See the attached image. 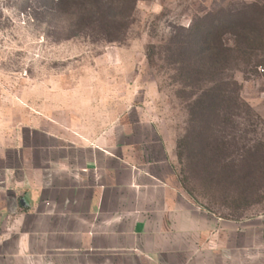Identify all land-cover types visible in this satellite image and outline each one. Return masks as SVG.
Instances as JSON below:
<instances>
[{
  "label": "rangeland",
  "instance_id": "rangeland-1",
  "mask_svg": "<svg viewBox=\"0 0 264 264\" xmlns=\"http://www.w3.org/2000/svg\"><path fill=\"white\" fill-rule=\"evenodd\" d=\"M53 1L0 0V168L7 157L5 166L24 169L49 141L67 173L85 167L95 149L181 188L184 98L149 48L199 20L244 11L261 28L264 0H137L127 32L112 43L79 30L77 9L51 16ZM258 63L235 73L241 100L220 131L216 159L233 181L207 193L192 175L193 198L181 189L207 213L211 235L214 221L225 220L226 235L237 228L238 245L264 264V54ZM15 217L0 216V264H17Z\"/></svg>",
  "mask_w": 264,
  "mask_h": 264
},
{
  "label": "crops",
  "instance_id": "crops-1",
  "mask_svg": "<svg viewBox=\"0 0 264 264\" xmlns=\"http://www.w3.org/2000/svg\"><path fill=\"white\" fill-rule=\"evenodd\" d=\"M36 150L24 169L1 159L0 216L16 213L17 264H259L237 228L226 235L217 219L211 235L207 213L155 174L95 149L67 173L49 141Z\"/></svg>",
  "mask_w": 264,
  "mask_h": 264
},
{
  "label": "trees",
  "instance_id": "trees-1",
  "mask_svg": "<svg viewBox=\"0 0 264 264\" xmlns=\"http://www.w3.org/2000/svg\"><path fill=\"white\" fill-rule=\"evenodd\" d=\"M71 1L54 0L49 13L56 17L68 12L69 6L77 9L78 29L110 43L125 35L137 4V0H73L72 5ZM199 22L151 46L148 56L151 63L166 66L179 89L176 93L184 98L187 128L178 141L177 157L184 168L180 186L191 198L189 176L200 181L207 193L233 181L216 159L222 146L220 131L232 122L233 109L241 100L235 73L256 70L264 54V22L257 28L245 11Z\"/></svg>",
  "mask_w": 264,
  "mask_h": 264
}]
</instances>
